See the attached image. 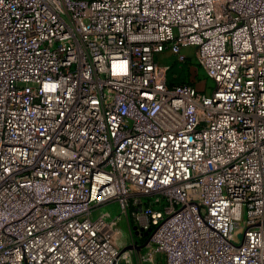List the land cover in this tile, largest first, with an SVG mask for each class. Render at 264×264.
I'll use <instances>...</instances> for the list:
<instances>
[{
	"label": "built area",
	"instance_id": "1",
	"mask_svg": "<svg viewBox=\"0 0 264 264\" xmlns=\"http://www.w3.org/2000/svg\"><path fill=\"white\" fill-rule=\"evenodd\" d=\"M0 264H264V0H0Z\"/></svg>",
	"mask_w": 264,
	"mask_h": 264
},
{
	"label": "rangeland",
	"instance_id": "2",
	"mask_svg": "<svg viewBox=\"0 0 264 264\" xmlns=\"http://www.w3.org/2000/svg\"><path fill=\"white\" fill-rule=\"evenodd\" d=\"M195 50L191 46H186L181 49V55H183L185 58H188L187 63H189L187 67H190L191 69V75L195 79L196 89L200 92H204L205 94H210L212 89L214 88V82L209 79V77L206 74V71L199 65V63L194 58ZM159 60L161 63H165L169 65L168 74L173 71L176 72L175 68L182 70L184 69L185 64H181L178 62L177 57L170 51L164 52L159 55ZM176 74H173V78H176ZM107 210L113 211V214L115 215V211L117 210L116 207H110ZM105 211V209H103ZM120 229L123 232V238L124 240L128 239V229L126 227V224L124 221L120 223Z\"/></svg>",
	"mask_w": 264,
	"mask_h": 264
},
{
	"label": "trees",
	"instance_id": "3",
	"mask_svg": "<svg viewBox=\"0 0 264 264\" xmlns=\"http://www.w3.org/2000/svg\"><path fill=\"white\" fill-rule=\"evenodd\" d=\"M188 64L189 63L184 65L185 66L184 69L179 70V69L175 68L176 72L171 71L168 74V84H169V86L193 85L194 87H196V84H195V79L196 78L192 77L190 67L186 68V66ZM173 74H176L177 77L173 78Z\"/></svg>",
	"mask_w": 264,
	"mask_h": 264
}]
</instances>
